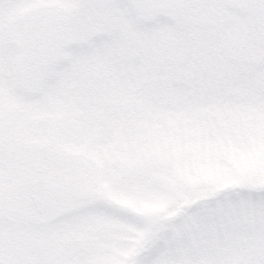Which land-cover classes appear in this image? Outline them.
I'll use <instances>...</instances> for the list:
<instances>
[{"label": "snow or ice", "instance_id": "6c2138e0", "mask_svg": "<svg viewBox=\"0 0 264 264\" xmlns=\"http://www.w3.org/2000/svg\"><path fill=\"white\" fill-rule=\"evenodd\" d=\"M16 2L32 12L14 25L0 19V264H264V107L254 130L246 119L213 125L207 145L219 154L233 131L251 137L242 157L252 175L242 186L220 191L176 167L161 171L150 140L118 167L111 159L122 140L137 142L135 132L121 136L134 123L128 106L156 101L163 112L173 81L186 85L170 119L184 125L175 132L188 150L200 134L190 123L196 102L216 103L236 88L264 105V0ZM237 6L254 13L251 31L222 27ZM12 95L34 101L15 125L3 103ZM109 191L183 206L174 218L136 216L115 207ZM115 228L139 241L131 258L114 252Z\"/></svg>", "mask_w": 264, "mask_h": 264}, {"label": "rangeland", "instance_id": "374dc122", "mask_svg": "<svg viewBox=\"0 0 264 264\" xmlns=\"http://www.w3.org/2000/svg\"><path fill=\"white\" fill-rule=\"evenodd\" d=\"M31 12V8L20 6L16 0H0V19L9 21L13 25L31 15ZM220 22L225 30L231 29L235 22H239L251 31L255 22L254 13L237 6L220 17ZM9 54L12 56L20 54V48L14 36L9 47ZM172 87L176 89V94L168 99L163 112L156 110L155 105L158 103L156 101L151 103L142 100L132 101L128 106L134 123L131 128L122 129L121 136L127 137L135 132L137 142L128 143L127 140H122L114 149V155L111 158L112 166L118 167L150 140L156 146L152 162L159 170L176 167L183 170L188 182L198 183L203 187L215 186L220 191L242 186L252 175V165L242 157V152L252 143L251 137L245 135L243 131H233L230 143L219 154L210 152L207 145L215 132L213 125L231 129L236 122L246 119L249 131L254 130L260 107L264 105L258 106L254 93L243 94L236 88L225 92L216 103H209L206 100L196 102L194 116L190 123L198 128L200 134L197 137V146L188 150L182 135L175 132L176 128L184 127V125L170 119V114H175L180 110L177 97L183 94L186 85L173 81ZM3 103L8 119L15 125L26 117L27 109L34 101H21L12 95L11 99H5ZM109 107L112 109V114L118 116L120 107L118 92H113ZM37 123H44V114ZM167 140H170V143L166 142ZM103 143L104 138L101 137L99 146ZM169 152H171V157L166 155ZM108 197L115 207L136 216L163 213L174 218L183 206L175 197L155 205H150L139 197L124 196L111 191ZM193 202L196 201L193 200L190 204ZM112 231L116 234L114 252L125 258L135 255V246L139 244V241L126 235L125 229L115 228ZM185 236L191 248L201 246V240L194 238L191 231L185 233ZM216 239L220 245L218 250H223V236ZM243 239L244 237L241 236L240 240ZM124 245H133V247L124 248Z\"/></svg>", "mask_w": 264, "mask_h": 264}, {"label": "water", "instance_id": "95a60500", "mask_svg": "<svg viewBox=\"0 0 264 264\" xmlns=\"http://www.w3.org/2000/svg\"><path fill=\"white\" fill-rule=\"evenodd\" d=\"M195 202H193V204H194Z\"/></svg>", "mask_w": 264, "mask_h": 264}]
</instances>
